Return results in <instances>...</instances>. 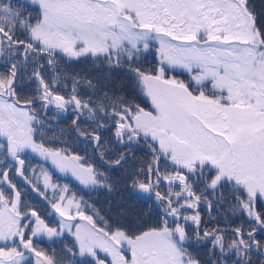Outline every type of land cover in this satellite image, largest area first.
<instances>
[{
  "label": "snow or ice",
  "instance_id": "snow-or-ice-1",
  "mask_svg": "<svg viewBox=\"0 0 264 264\" xmlns=\"http://www.w3.org/2000/svg\"><path fill=\"white\" fill-rule=\"evenodd\" d=\"M0 264H264V0H0Z\"/></svg>",
  "mask_w": 264,
  "mask_h": 264
}]
</instances>
